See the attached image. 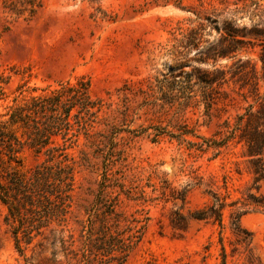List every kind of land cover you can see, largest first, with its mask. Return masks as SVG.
Listing matches in <instances>:
<instances>
[{
    "label": "rangeland",
    "instance_id": "obj_1",
    "mask_svg": "<svg viewBox=\"0 0 264 264\" xmlns=\"http://www.w3.org/2000/svg\"><path fill=\"white\" fill-rule=\"evenodd\" d=\"M190 31L197 32L192 45L177 49L175 39ZM227 33L238 40L229 60L216 57L226 52ZM79 79L105 106L88 134L65 151L74 189L64 240L78 247L98 194L104 168L93 141L105 108L115 109L123 85L136 90L159 81L153 105L130 99L125 128H164L175 137L123 140L125 161L107 172L105 199L118 190L116 179L144 195V201L118 198L116 211L127 220H148L126 264H264V213L248 211L236 229L231 214L239 203L228 207L247 195L264 198V150L248 156L238 137L219 149L204 143L223 140L225 122L234 124L256 93L264 95V0H0V114ZM35 162L23 155L25 169ZM215 197L226 205L222 227L188 218ZM3 216L0 206V264H67L57 235L48 232L16 253Z\"/></svg>",
    "mask_w": 264,
    "mask_h": 264
},
{
    "label": "trees",
    "instance_id": "obj_2",
    "mask_svg": "<svg viewBox=\"0 0 264 264\" xmlns=\"http://www.w3.org/2000/svg\"><path fill=\"white\" fill-rule=\"evenodd\" d=\"M196 34V31H190L187 36L175 39L177 49L190 47ZM226 38H229L226 52L216 54V57L234 59L236 50L230 44L238 40L228 33ZM162 89L159 81L136 90L123 85L117 91L115 109H110L112 105L105 108L107 118L97 123L103 129L94 134L93 141L95 152L103 159L104 173L98 194L89 210L91 214L87 219L86 230H82L76 248H72V241L68 243L64 240L74 189V168L68 163L65 151L76 142L79 135L88 134L105 104L102 100L92 98L88 80L79 79L74 83L60 82L54 88L30 97L23 104L14 102L5 107V112L0 114V206L4 209L3 223L9 228L16 253L22 255L26 247L48 232L57 235L67 264H126L148 220H127L116 211L118 198L123 195L128 200L144 201V195L137 186L124 188L116 179L112 187L118 190L114 197L105 199L104 194L111 187L108 167L118 161H125L123 151L119 148L123 140L131 141L147 134V138L156 143L164 136L175 137L164 128H125L129 124L127 110L130 99L141 96L145 105H153L157 100L156 93H162ZM4 99L5 92L0 84V102ZM189 100L186 98V101ZM252 104L248 105L244 114L236 117L234 124L225 122L226 135L223 140L207 141L205 145L219 149L238 137L244 142L248 156L261 155L264 150V95L256 93ZM116 121L121 124H115ZM148 129L152 131L150 134L147 133ZM185 134L183 132L181 135ZM58 140L62 141L61 145ZM25 153H30L36 160L27 169L22 163ZM253 182L256 183L257 179L254 178ZM238 203L239 207L231 214L236 229L239 218L248 211L264 213V198L257 200L253 195H247L243 201L231 203L228 207H236ZM225 206L222 199L215 197L210 206L189 214L188 218L211 220L222 227ZM176 216L182 219L178 213ZM133 223L136 225L132 226ZM68 239L72 240V237L68 236ZM222 264H225L224 260Z\"/></svg>",
    "mask_w": 264,
    "mask_h": 264
}]
</instances>
